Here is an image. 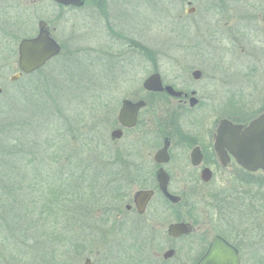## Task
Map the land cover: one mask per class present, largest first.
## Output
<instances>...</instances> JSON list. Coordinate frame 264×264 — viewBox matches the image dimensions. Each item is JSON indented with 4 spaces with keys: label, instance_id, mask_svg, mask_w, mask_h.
I'll return each instance as SVG.
<instances>
[{
    "label": "rangeland",
    "instance_id": "374dc122",
    "mask_svg": "<svg viewBox=\"0 0 264 264\" xmlns=\"http://www.w3.org/2000/svg\"><path fill=\"white\" fill-rule=\"evenodd\" d=\"M94 4V0H87L75 8L58 6L51 0H0V121L12 117L24 124L27 120L30 137L43 122L55 155L49 160V169L67 173L75 166L74 159L86 154L109 158L108 146H97L94 140L108 142L114 119L110 110L125 94L126 84L135 83L152 68L157 67L169 79L175 77L178 67L183 71L202 69L204 78L221 68L228 77L237 78V73L256 62L259 80H264V0H108L100 12ZM191 6L194 12L186 13ZM39 20L47 22L52 37L61 44L63 51L58 59L65 61L66 70L62 75H58V68L53 70L52 78H56L47 84H54L47 86L43 108L35 112L29 94L23 93L27 78L11 81L10 77L18 71V41L34 36ZM180 46L192 49L181 53L184 51L177 49ZM142 47L160 53V62H145L140 53ZM179 56L190 57L184 60L187 65L178 60ZM58 59H53L48 69L57 67ZM36 95L41 97L42 89ZM210 119L205 127L213 130L218 116L213 113ZM226 172L224 177L214 179L218 188L236 185L237 168L229 167ZM185 173L173 181V187L185 184ZM256 175L263 179L261 172ZM88 191L86 198L78 196L80 201L75 206L91 205L94 219L100 205L98 192ZM242 195L239 191L238 197ZM203 196L204 192L199 191L182 197L177 207L178 220L174 219L191 224L194 236L170 239L166 227L174 220L165 209L162 219L149 214L155 221L163 222L162 227L154 229L137 228L131 220H124L123 225H116L112 219L83 223L79 216L75 222L69 218L67 223L64 220L62 225L55 224L57 230L41 226L38 235H44L32 239L27 234L31 240L17 250L11 234L9 242L1 245L0 264H84L86 258L94 264H117L119 259L123 263L124 258L115 256L123 254L133 255L134 264L196 262L195 257L204 248L201 250L195 239L203 237L208 241L213 234L221 233L223 224L229 223L233 228L239 226L246 243L254 245L245 252L242 264H264V207L250 216L225 213L218 220V215L211 216L205 207ZM225 216L227 220L223 222ZM47 222L52 226L53 221ZM255 223L260 225L257 231L253 230ZM58 230L63 236H52ZM168 248H174L175 255L163 260L162 253Z\"/></svg>",
    "mask_w": 264,
    "mask_h": 264
},
{
    "label": "flooded vegetation",
    "instance_id": "af4514ba",
    "mask_svg": "<svg viewBox=\"0 0 264 264\" xmlns=\"http://www.w3.org/2000/svg\"><path fill=\"white\" fill-rule=\"evenodd\" d=\"M107 1L94 0L96 3L94 7L100 12ZM55 4L76 8L72 5ZM194 10L195 8L191 6L186 9V13H193ZM177 32L180 34L181 31ZM177 49L184 51L181 53H188L186 50L192 48L180 46ZM62 51L61 46V53ZM140 53L143 54L145 62L150 65L158 64L160 53L152 52L150 47H142ZM188 58L190 57L179 56L178 60L187 65L184 60ZM254 60L252 58V61ZM251 64L241 73H237V78L232 75L228 77L221 68L211 77L204 78L202 69L194 67L183 71L178 67L175 77L169 79L164 78L155 67L142 78L136 79L135 83L126 84L125 94L120 98L117 106L110 110L114 117L109 133L110 139L108 142L94 140L98 142L95 143L97 146L107 145L111 156L101 159L96 154H92V157L86 154L74 159L79 178L85 181L80 186L83 187V184L86 185L88 182L84 188L86 196L88 190L93 192L96 189L98 192L97 202L100 205L96 208L94 219L101 223L112 219L116 225H123L124 220H131L140 229L162 227L163 222L160 219L164 209L173 220L175 218L178 220L177 207L182 197L188 194L194 196L199 191L204 192L205 207L211 212V216L217 214L215 218L218 220L225 213L229 215L241 212L250 216L256 211L259 212V198L262 193L259 186L260 177L256 174L261 172L264 179L263 171H249L243 168L241 162L226 147L223 148L224 157L220 156L214 147L216 130L221 120H229L243 128L264 113V80L262 82L261 79L259 80L258 64L256 62ZM155 74L158 76V80L156 78L155 81L159 84L147 86L150 77ZM125 100L134 104L142 102L132 125L122 124L119 120V111ZM213 113H216L218 119L212 130L205 126L211 120L210 116ZM239 137L245 142L246 137L243 134ZM161 150L162 154L158 160L156 154ZM252 155L256 154L252 153ZM229 167L237 168L238 175L234 177L236 185L233 184L231 187L229 184L218 188L213 183L214 179L227 175L226 170ZM204 169L209 172L208 180L202 179ZM159 170H163L167 175V192L179 196L178 202H171L160 189L157 180ZM184 173L185 184L173 187V181L179 180L180 175ZM239 191L243 194L240 197H238ZM139 192H150L143 211L139 210L135 201ZM78 212L83 223L94 220L91 205H84ZM149 214H156L155 218L160 219L155 221ZM226 220L227 216L222 221ZM173 222L178 221L169 222L167 227ZM167 227V236L173 240L178 239L179 237L173 238L168 235ZM257 229H260V225L255 223L253 230L257 231ZM191 231L194 233L193 227ZM213 236H219L235 249L238 264H242L245 252L254 247L253 244L246 243L247 240L243 238L239 226L237 229L230 226V223L223 224L221 233L213 234L208 241L203 237L195 239L201 250L204 248V252L195 257L196 262L174 264H198L211 247ZM168 249H173L174 254L167 259L162 255L163 260L175 255L174 248ZM63 257L68 256L63 255ZM115 257L124 258L123 263H120L122 260L119 259L117 264H134L133 255L123 254Z\"/></svg>",
    "mask_w": 264,
    "mask_h": 264
},
{
    "label": "trees",
    "instance_id": "16d2710c",
    "mask_svg": "<svg viewBox=\"0 0 264 264\" xmlns=\"http://www.w3.org/2000/svg\"><path fill=\"white\" fill-rule=\"evenodd\" d=\"M58 63L57 67L48 69L51 64L48 62L36 72L24 76L27 81L23 86V93L29 94L28 99L35 112L43 108L47 86L54 84H47L56 78H52L53 70L58 68V75H62V71L66 70L64 60L58 59ZM41 89L40 97L36 93ZM8 116H11V113H8ZM22 122L12 117L0 121V248L4 242H9L13 234L12 240L16 250L19 245L27 246L26 243L30 239L27 234H30L32 239L42 237L44 233L38 235L41 226L48 225L47 227L56 229L55 224L62 225V221L69 218L71 221H77L81 207H76L75 203L80 201L79 197L86 198L84 188L80 186L85 181L79 178L76 165L67 173L56 168L49 169L53 152L50 139H47L48 128L44 123L40 122L36 134L30 137L26 129L27 120L24 124ZM259 186L262 193L259 207H264V179H259ZM69 197L71 199L67 203ZM48 220L53 221L52 226L48 224ZM261 229L264 230V227ZM61 235L62 231L58 230L52 236ZM194 235L195 233H191L189 236Z\"/></svg>",
    "mask_w": 264,
    "mask_h": 264
},
{
    "label": "water",
    "instance_id": "95a60500",
    "mask_svg": "<svg viewBox=\"0 0 264 264\" xmlns=\"http://www.w3.org/2000/svg\"><path fill=\"white\" fill-rule=\"evenodd\" d=\"M61 5L81 6L85 0H52ZM190 11L189 9L187 10ZM38 30L35 36L21 38L17 43V72L11 75L10 80L15 81L24 74H30L42 68L50 59L58 55L61 51L60 44L51 36L47 22L38 21ZM158 76L152 75L147 86L159 84L155 81ZM159 87V86H158ZM167 89H169L167 87ZM170 90V89H169ZM1 92V88H0ZM142 102L131 103L123 101L119 111V120L122 124L132 125L137 109ZM246 137L245 142L240 140L239 135ZM214 147L218 154L224 157L223 148L226 147L241 162L243 168L249 171L262 170L264 173V113L253 119L246 126L233 124L229 120H221L216 130ZM256 154V155H252ZM162 150L156 154L160 160ZM209 172L207 169L202 171V179L208 180ZM157 180L163 194L171 202H178L179 196H173L166 190L167 175L163 170L157 172ZM150 192H139L136 197V205L140 211L145 208V203L149 199ZM191 225L185 221L170 223L167 227V233L173 238L188 235L191 231ZM174 254L173 249L163 252V258L167 259ZM84 264H93L89 258L85 259ZM198 264H238V257L235 249L223 241L219 236H213L211 247L201 258Z\"/></svg>",
    "mask_w": 264,
    "mask_h": 264
}]
</instances>
